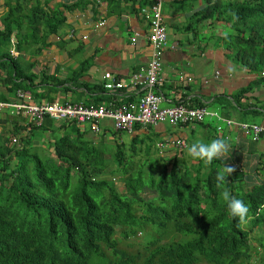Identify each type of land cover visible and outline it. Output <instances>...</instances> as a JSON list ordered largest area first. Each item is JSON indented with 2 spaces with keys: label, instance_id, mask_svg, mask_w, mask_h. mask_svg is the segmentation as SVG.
<instances>
[{
  "label": "trees",
  "instance_id": "obj_1",
  "mask_svg": "<svg viewBox=\"0 0 264 264\" xmlns=\"http://www.w3.org/2000/svg\"><path fill=\"white\" fill-rule=\"evenodd\" d=\"M101 1L108 14L123 8L120 0ZM152 2L131 0L130 8L138 13ZM88 8L93 19L104 17L97 0H2L0 101L19 90L35 102L53 101L59 88L68 92L69 84L82 86L79 76L90 66L89 58L68 77L45 66L40 73L34 68L43 50L65 42L68 14ZM194 15L226 26L221 42L229 58L255 75V83L264 80V0H202ZM11 37L19 53L15 57ZM103 88L95 90L105 94ZM244 95L233 100L239 104ZM7 119L13 121L11 133L0 130V264H250L253 257L264 264L263 154L256 164L214 159L207 168L201 160L187 163L174 151L153 162L151 147H142L145 130L152 127L142 132L135 125L126 144L121 131L112 130L113 139H83L90 133L69 121L52 127L45 117L40 127L22 126L17 124L21 116L6 114L0 125ZM39 129L55 133L44 150L33 144V131ZM16 134L20 141L14 145ZM138 153L146 154L143 163L136 161ZM224 166L235 168L225 174L224 187L248 206L246 223L230 214L223 189L216 186ZM116 179L123 190L115 187Z\"/></svg>",
  "mask_w": 264,
  "mask_h": 264
},
{
  "label": "crops",
  "instance_id": "obj_2",
  "mask_svg": "<svg viewBox=\"0 0 264 264\" xmlns=\"http://www.w3.org/2000/svg\"><path fill=\"white\" fill-rule=\"evenodd\" d=\"M98 1V7L104 16L101 18H105V26L98 36L88 30V38L82 39L81 33H86L89 29L83 24L84 16L76 12L69 13L63 32L76 28L78 33L75 30L74 39H64V43L51 45L37 57L35 71L40 73L41 69L45 70L43 68L45 66L48 68L46 71L53 72L60 77L73 74L81 67L82 60L86 58H89L91 62L87 71L79 76V79L83 81L82 86L69 84L72 89L68 92H62L59 88L58 100H78L90 103L97 100L111 104L135 98V94L125 93L124 90L109 92L103 88L105 94L99 93L102 91L100 88L103 85L104 72H112L126 81L131 74L140 72L147 66L150 55L147 22L139 13L132 11L131 0H127L128 4L120 0L123 8L110 14H108L106 2ZM201 4L202 0H164L163 16L168 37L162 56L163 78L155 88V92L161 98V106H170L184 101L207 106L217 110L223 116L242 122H247L243 118L249 114H258L262 117L260 124L264 127V80L260 84L255 83V75L247 68L232 61L223 43L218 42V38L217 41H213L212 31L226 33L228 28L221 24L206 22L207 25H205L201 21L198 22L194 11ZM86 10L85 17L93 19L90 8ZM99 19H93V21ZM131 26L134 28L129 30ZM133 30H136L138 34L135 42L131 40ZM95 89H100V91ZM238 93L245 94L239 104L233 100ZM98 96L101 97L100 100ZM16 100V96L9 99L12 102ZM19 116L22 117V121L20 120L17 124L27 125V118L24 115ZM222 123L219 122L221 127L219 132L211 128L212 126L215 128L218 124L214 120H209V122L206 120L202 123L203 125L190 124L187 130L185 127L188 125L173 127L169 124L153 126L154 130L151 128L141 130L147 133L152 132L159 138L157 141L186 138L190 145L192 144L189 141L190 138L194 142L199 140L204 143L223 138L229 145V156L223 161L230 164H253L261 154L264 155V134L257 141H252L249 137L243 136L239 129L230 128L226 123ZM101 124L104 128L101 132L102 136L112 137L109 133L113 130L110 120H103ZM107 133L109 134L106 136ZM187 133H191L192 136L189 138L186 136ZM130 135L132 137L134 133ZM97 137L92 136L91 138ZM39 143L42 147L45 146L44 141L40 140Z\"/></svg>",
  "mask_w": 264,
  "mask_h": 264
},
{
  "label": "built area",
  "instance_id": "obj_3",
  "mask_svg": "<svg viewBox=\"0 0 264 264\" xmlns=\"http://www.w3.org/2000/svg\"><path fill=\"white\" fill-rule=\"evenodd\" d=\"M162 2L163 0H154L151 4L140 8V15L148 25L147 40L150 46V56L147 66L140 72L131 74L126 81L109 71L102 75V84L105 90L109 92L124 90L125 93L135 94L134 99H124L109 105L104 103L100 105L85 104L82 101L66 100L35 102L29 99L26 93L19 90L16 93V101H0V111L7 109L10 114L24 115L27 118L26 123L35 127H40L45 117L55 121L75 123L82 130H85L84 126L88 125V131L93 136H98L103 132L104 128L101 124L103 120H110L114 130L127 133H132L135 125H140L142 128L163 123L178 126L202 121L206 117L225 121L228 125L235 124L232 119L223 118L218 112L202 106L191 107L182 102L161 106V98L155 92V88L163 78L162 56L167 40ZM81 16H84L83 24L89 28L88 30L98 36L100 30L105 26V19L90 21L85 17V14ZM133 28L131 26L129 30ZM88 30L81 34L82 39L88 38ZM76 31L75 28L69 29L62 36L63 39H74ZM60 36H55L54 39L59 40ZM137 36V31L133 30L131 40L135 42ZM10 43V53L15 57L18 55V51L15 48L16 41L13 37L10 38ZM237 125L245 133L253 132L255 137L262 130V127L257 124L237 123ZM167 143L177 148L186 146V142L182 138ZM164 145V142L158 143L159 147Z\"/></svg>",
  "mask_w": 264,
  "mask_h": 264
},
{
  "label": "clouds",
  "instance_id": "obj_4",
  "mask_svg": "<svg viewBox=\"0 0 264 264\" xmlns=\"http://www.w3.org/2000/svg\"><path fill=\"white\" fill-rule=\"evenodd\" d=\"M164 2V0H163ZM162 2V3H163ZM97 3L99 5V1L97 0ZM148 5V4H147ZM145 6V5H144ZM140 8H138V13L140 14ZM76 13L78 14H85L87 13V10H84V11H77ZM162 15H163V8H162ZM142 17V16H141ZM164 17V16H163ZM102 19H105V18H102ZM90 21H93L92 19H88ZM145 20V19H144ZM97 21V20H96ZM201 20H198V22H200ZM208 22H210V20H207ZM147 22V21H146ZM165 22V20H164ZM207 22V23H208ZM166 25V23H165ZM167 28V26H166ZM69 30V29H68ZM66 30V31H68ZM75 30H77L75 28ZM88 30V29H87ZM78 31V30H77ZM85 32V31H84ZM83 33V32H82ZM81 33V34H82ZM92 33V32H91ZM167 37H168V31H167ZM14 38V37H13ZM167 42V40H166ZM149 45V43H148ZM10 47H11V43H10ZM150 48V46H149ZM166 48V44H165V47H164V50ZM19 54V53H18ZM150 54V52H149ZM150 56V55H149ZM262 76H264V70L262 71L261 73ZM43 100H46V99H43ZM58 100V99H56ZM61 100V99H60ZM42 101V100H41ZM54 101V100H53ZM63 101V100H61ZM66 101H71V100H66ZM6 102V101H4ZM7 102H10L9 100ZM40 102V101H39ZM182 103H185L184 101H181ZM180 103V102H178ZM177 104V103H176ZM191 107H205V108H208L207 106H204V105H197V106H193L191 105L190 103H185ZM175 105V104H173ZM208 109H211V110H214L216 112H218L217 110L215 109H212V108H208ZM5 111V112H4ZM8 111V112H7ZM0 113H2V115H6V114H10L9 110L7 109H3L0 111ZM219 113V112H218ZM220 114V113H219ZM1 115V116H2ZM12 115V114H11ZM16 115V114H15ZM223 118H228V119H232L230 117H226V116H223L222 114H220ZM209 118V117H208ZM210 120H214L215 122L219 123V122H224L226 123L225 121H221L219 119H215V118H212L210 117L209 118ZM233 121H235V124H232V125H228L226 123V125L228 127H235L237 129L240 130L241 134L245 137H249L248 135L251 134V137H249L252 141H257L260 136L262 134H264V127L261 125V124H258L256 122H242V121H236L234 119H232ZM194 123V122H193ZM193 123H188V124H193ZM237 123H247V124H257V125H260L262 127V130L260 132L257 133L256 137L255 135L253 134V132H248V133H245L243 132L237 125ZM163 124H168V123H163ZM188 124H185V125H178L179 127L180 126H186ZM28 125V123H27ZM170 125V124H169ZM172 126V125H171ZM4 127V126H2ZM149 127H153V126H149ZM175 127V126H173ZM219 128V129H217ZM215 129H216V132H219L221 130V127L219 124H216L215 126ZM114 130V129H113ZM134 131V130H133ZM25 132V131H24ZM133 133V132H132ZM131 134V133H129ZM21 135H24V134H21ZM99 135H102V134H99ZM98 135V136H99ZM14 138H15V145H17V142L20 141V136L18 137V134L14 135ZM174 139H177V138H174ZM172 139V140H174ZM184 140H186V138H182ZM171 141V140H170ZM170 141H165V140H161V141H157V150H158V153L160 155H164L165 152H171V151H174V152H177L178 154H181L184 150H187L188 149V154L190 155V157H193V158H196V162L195 163H192V164H196L198 163L199 160L203 161L204 165L205 166H209L212 164L213 160L214 159H223L224 161L226 160V158L229 156L228 155V151H229V145L225 142V140L223 138H216V139H213L210 143H204L202 141H196L194 143H192L191 145L190 144H186L185 147L183 148H177V147H174V146H171V145H168L167 142H170ZM160 142H164L165 145L162 146V147H159L158 146V143ZM184 158V157H183ZM258 160V159H257ZM252 164V163H251ZM253 164H256V163H253ZM264 169V168H263ZM262 169L263 173L264 174V170ZM235 171V168L234 167H229V166H224L223 170L218 172L217 174V177H216V180H217V187L218 188H222V192H221V196L223 198V200L227 203V207L228 209L230 210V214L236 218L238 217L239 218V222L241 224L243 223H246L247 222V216H248V212H249V209H248V206L241 200V199H237L235 197H233L230 193V191L224 187V184H225V180H226V175L227 174V177L229 174L233 173ZM123 184V183H122Z\"/></svg>",
  "mask_w": 264,
  "mask_h": 264
},
{
  "label": "rangeland",
  "instance_id": "obj_5",
  "mask_svg": "<svg viewBox=\"0 0 264 264\" xmlns=\"http://www.w3.org/2000/svg\"><path fill=\"white\" fill-rule=\"evenodd\" d=\"M53 2H55V0H52V3ZM1 6H2V0H0V11H1ZM188 20V18L186 19V21ZM206 22H208L207 20H205V19H202L201 20V23L202 24H205V25H207L206 24ZM64 27V26H63ZM212 33H213V41H217V38H218V42L219 43H221V41H223V39H222V36H224L225 35V33L223 32V33H217V32H215V31H212ZM1 92H4V89L3 88H1L0 87V93ZM11 97H14V96H11ZM5 112V111H4ZM8 112V111H7ZM2 113H0V118H3V117H5V115H2ZM244 120H246L247 122H256V123H258V124H260L261 123V121H262V117L261 116H259L258 114H249L248 116H246V117H244L243 118ZM206 120L209 122V118L208 117H206L205 118V122H206ZM52 121V123H51V126L52 127H54V126H56V125H58V122H56L55 120H51ZM60 122V121H59ZM219 124V123H218ZM221 124H223L222 122H221ZM5 125V126H4ZM3 126H4V128L9 132V133H11V129L13 128V121H11L10 119H7L6 120V122H5V124H4ZM222 126V125H221ZM189 125L188 126H186L185 127V129L187 130V129H189ZM231 128V127H230ZM2 129V126L0 125V130ZM68 129V128H67ZM84 129H86V131L89 133V131H88V125H85L84 126ZM152 130H154V128H151ZM63 132V131H62ZM106 132H108V130H106ZM33 133H34V137H33V143H35V145H37V146H39V145H41L39 142H40V140H42V141H44L45 143L46 142H48V140L49 139H52L51 137L55 134V133H52L51 131H47V130H34L33 131ZM109 133L111 134V136H112V133H113V131L111 130V131H109ZM109 133H107L106 134V136L109 134ZM121 139H122V141L124 142V143H126V144H129L130 142H131V135L129 134V133H127V132H122L121 133ZM89 136H90V134H86V135H84V137H83V139H86V138H89ZM186 136H189V138L192 136L191 135V133H187V135ZM249 137H251V134H249L248 135ZM107 137H109L110 139L112 138L113 139V137H110V135H108ZM149 137V138H148ZM188 138V139H189ZM116 139H119V137H116ZM144 139V141H143V143H142V147H151V152L149 153L150 154V156H151V158H152V161L154 162L155 161V159H157V157H159V156H162V155H160L159 153H158V150H157V139H159V138H157L155 135H153L152 134V132H150V133H147V137L146 138H143ZM11 141H12V143L15 145V138H14V136L12 135L11 136ZM35 141V142H34ZM189 141L191 142V143H194V140H191V138L189 139ZM185 142H186V144H188V140L186 139L185 140ZM111 143H113L112 141H111ZM205 143H210V141H206ZM40 150H44L45 149V147H41V148H39ZM139 152V151H138ZM174 154V152H165L164 153V155H163V157H165V158H167V157H169V156H172ZM144 155H146V154H143V153H138L137 154V156L135 157V159H137L136 161H139L140 163H143V160H144ZM177 155H178V157L179 158H183L184 157V160H186V162L188 163H195L197 160L195 159V158H191L190 157V155L188 154V149L187 150H184L181 154H178L177 153ZM148 158V157H147ZM139 159V160H138ZM263 160H264V158H263ZM168 164H171L170 162L168 163ZM205 166V165H204ZM208 166H205V168H207ZM264 170V169H263ZM74 177H76V175L74 174ZM115 187L118 189V190H123V184H122V182L121 181H119V180H117L116 179V181H115ZM252 234H255V231H253L252 232ZM146 235H149V233H148V231H147V233H144V234H138L137 235V240H139V241H142L143 239H144V236H146ZM252 244H256V242H254V241H252L251 242ZM250 264H258V262H257V260H256V257H253L252 258V260H251V262H250Z\"/></svg>",
  "mask_w": 264,
  "mask_h": 264
}]
</instances>
